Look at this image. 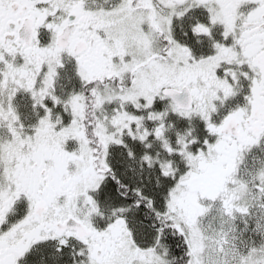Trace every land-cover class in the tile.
<instances>
[{"label": "snow or ice", "instance_id": "snow-or-ice-1", "mask_svg": "<svg viewBox=\"0 0 264 264\" xmlns=\"http://www.w3.org/2000/svg\"><path fill=\"white\" fill-rule=\"evenodd\" d=\"M0 264H264V0H0Z\"/></svg>", "mask_w": 264, "mask_h": 264}]
</instances>
